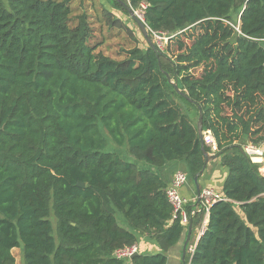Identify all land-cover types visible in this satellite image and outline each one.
I'll use <instances>...</instances> for the list:
<instances>
[{"label":"trees","instance_id":"trees-1","mask_svg":"<svg viewBox=\"0 0 264 264\" xmlns=\"http://www.w3.org/2000/svg\"><path fill=\"white\" fill-rule=\"evenodd\" d=\"M112 1L127 16L145 4L151 36L190 37L189 52L141 47L101 0H0V264H16L15 248L24 264H167L187 227L156 170L183 161L193 179L206 166L176 98L203 110L227 168L228 200L189 264H264V177L243 152L264 144V0Z\"/></svg>","mask_w":264,"mask_h":264},{"label":"built area","instance_id":"built-area-1","mask_svg":"<svg viewBox=\"0 0 264 264\" xmlns=\"http://www.w3.org/2000/svg\"><path fill=\"white\" fill-rule=\"evenodd\" d=\"M145 7L146 5L142 4L141 9L136 11L141 18H143ZM203 141L205 145L210 147L211 153H216L218 150V143L211 131L203 130ZM243 152L249 157L252 163L258 166L260 175L264 177V144L247 143L243 145ZM188 180L189 175L185 170H177L171 181L168 183L166 193L173 207L174 217L179 218L181 223L185 225L187 229L190 223H193L194 217L199 212L204 213L198 228V239L200 240L207 230L211 206L217 201H227L228 198H226L220 190L208 186L200 190V193L195 197L188 199L181 193V189ZM195 247L196 245H193L190 248L191 254L194 252ZM137 252L138 246L133 245L116 250L115 256L120 259H130Z\"/></svg>","mask_w":264,"mask_h":264},{"label":"crops","instance_id":"crops-1","mask_svg":"<svg viewBox=\"0 0 264 264\" xmlns=\"http://www.w3.org/2000/svg\"><path fill=\"white\" fill-rule=\"evenodd\" d=\"M220 157H217L215 159L210 160L202 173V175L198 179V186L200 190L204 187H214L217 190H222L223 184L225 179L221 182L220 180L217 181L213 178L214 175L219 173V165H220ZM177 170H185L187 171V165L183 161L179 162H173V163H167L163 167L157 169L156 171L161 176V178L165 182H170L173 178L174 173ZM219 177V176H218ZM193 180L194 179H190ZM187 182L183 188L181 189V193L188 199H191L198 195V187L197 184L194 181V185H191V182ZM194 204V203H193ZM200 220H197L196 222L192 223V230L191 234L189 236V240L187 245L185 246L187 236H188V229L186 230L185 234L183 235V238L173 247H171L167 251V264H189L190 258H191V252L190 248L198 243V228L200 226ZM142 248L149 252H156L158 250V247L155 242L153 241H147L146 238H142L141 240Z\"/></svg>","mask_w":264,"mask_h":264},{"label":"rangeland","instance_id":"rangeland-1","mask_svg":"<svg viewBox=\"0 0 264 264\" xmlns=\"http://www.w3.org/2000/svg\"><path fill=\"white\" fill-rule=\"evenodd\" d=\"M101 1H103L104 5L106 6V8L108 10L110 9V10L114 11L116 16H119L121 21L124 24L129 25L130 27H132L135 30V34L139 38V43H140L141 47L148 46L147 40L143 37L142 33L140 32V29L138 28V26L136 25V23L132 20V18L130 16H127L123 12L118 11L117 9H115L113 7V5H112V3H113L112 0H109V2H112V3H108L107 0H101ZM204 31H205V27L201 26L200 28H197V29L193 30L192 32L194 33V36L197 37V34H201ZM181 39L182 40L179 41V42H177L176 40H173V41L171 40L170 41L168 35L164 34L162 38H159L156 35V33H154L153 37H152V40H153L154 44H156L159 47V49H161V51L167 53L172 58H176L177 55L179 56L180 54H184L186 52H189V48H190V45L193 42V39L190 38V37L186 38V37H183V36L181 37ZM127 48H129V47L127 46ZM207 67H208L207 64H203V65H201V66H199L197 68H194L192 70V73H194L196 75H200L205 69H207ZM228 93H231V90H229ZM175 100H176L177 104L180 106V110L182 112H186L187 110H190L192 112V116L194 118V121L198 122V120L196 118V114H195V109L191 105H189L187 102H185V101H183V100H181L179 98H176ZM247 143L248 142H246L244 144H247ZM118 151L123 156H126L125 155L126 154L125 148L119 149ZM126 159H129V158L126 157ZM218 169H219L218 170L219 173L217 175L215 174L214 175L215 177L213 179L214 180L216 179L217 181L220 180L222 182L227 176V168L225 166H223L222 164H220ZM189 180H188V182H189ZM190 182H191V185H194V181L193 180H190ZM119 217H120L121 223H124L121 214H119ZM51 218H52V220L54 222V225H56L55 217L52 215ZM13 254L15 255V258H16V264H24L22 251H21L20 248L13 249Z\"/></svg>","mask_w":264,"mask_h":264},{"label":"water","instance_id":"water-1","mask_svg":"<svg viewBox=\"0 0 264 264\" xmlns=\"http://www.w3.org/2000/svg\"><path fill=\"white\" fill-rule=\"evenodd\" d=\"M126 5V8L132 18V20H134V22L137 24V26L139 27L141 33L143 34V36L146 38L147 42L149 43V45L155 49V44L152 40V36L149 32V28L148 26L146 25L145 21L143 18H141L135 10H133L132 7H130L129 5L125 4ZM156 35L161 38L162 37V33H156ZM175 87V90L178 94L188 98L190 100V98L188 97V95L179 87L178 83L176 81H172V80H169ZM203 118H204V113H203V110L201 108H199V118H198V122H197V130H198V134H199V137H200V140H201V143H202V149H203V152H204V155H205V159H206V164L212 160V159H215L217 158L219 155L217 153H211V152H208L206 149H205V144H204V141H203ZM194 181L195 183L197 184V187H198V193H200V188L198 186V179H199V175L195 176L194 178ZM79 186L81 187H84L85 186V183L83 182H79L78 183ZM191 230H192V223H190V225L188 226V236H187V240H186V243H185V246L187 245L188 243V240H189V236L191 234ZM137 253H135V255H137Z\"/></svg>","mask_w":264,"mask_h":264}]
</instances>
